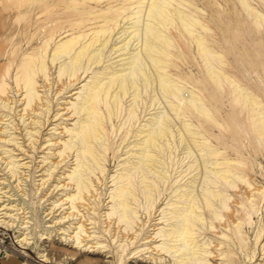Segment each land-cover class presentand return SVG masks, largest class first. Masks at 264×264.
Returning <instances> with one entry per match:
<instances>
[{
	"label": "bare ground",
	"instance_id": "1",
	"mask_svg": "<svg viewBox=\"0 0 264 264\" xmlns=\"http://www.w3.org/2000/svg\"><path fill=\"white\" fill-rule=\"evenodd\" d=\"M1 2H3V10L7 12V15L15 12L17 21L25 20L21 28L33 30V33L18 39L17 44L20 47L11 46L14 42H9L8 45L11 47L0 53V59L3 57V60H8L0 70V98L2 100L10 98L11 85L8 78H12L15 91H23L25 96L21 103L24 107L20 110L23 123L26 119L33 118L32 114L38 109V106L42 108L46 105L47 107L41 112L38 119H34L29 125L39 124L36 133L40 134L41 126L43 127L48 121L49 116L47 117V115L50 114L53 106L50 105L51 100L47 99V103H45L43 95L38 93L41 86L39 79L43 77L46 86L56 83L59 94L63 93L62 91L70 93L71 97L77 94L76 101L72 103L71 111L68 113L73 112V115L79 116L73 127L68 128L67 124L65 125L64 131L70 134V140H65L64 144H60L58 152L54 153L60 159L53 164L56 163V167L61 165L60 163L67 160L70 154L76 152V164L68 174L70 183H64L63 186L76 187L73 191L66 192L65 200L66 203H70L68 208L73 209L70 213L72 215L79 214L80 217H85L84 214H80V207L91 208L89 199L96 196L92 192L94 183L89 174H96L95 170L99 169V172L105 177V164L102 163L111 160L108 154H113V160L121 156V154H117L118 149L116 150L113 143L105 145V141L111 138L110 127L114 130L115 125H118L116 130L119 131L121 140L119 146L126 142L123 148H130L124 152L128 156L126 155V158L120 160L121 171L115 178L117 183L115 192L111 195L113 204L107 214L109 221H107L106 228L111 227L117 221V227L114 229H119L121 232L125 225L123 231L127 235L133 229L135 223L133 215L137 213L132 205L138 203L141 194L136 184V177L142 178L144 182L143 196L149 200L151 207L156 204L162 191L158 186L159 179L164 178L166 174V171H163L161 167L162 158L166 147L167 150L170 149L169 143L164 144V138L174 136L172 117H191L195 114L193 112H196L202 118H212L200 90H190L193 96L183 100V89L178 85V82L185 78L177 76L176 79L173 76L177 75L174 71L178 67L177 59L180 58L178 49L183 45L189 48L191 44H194L197 54L204 61V66L208 70V77L212 79L217 91H222L224 88V80L227 77L221 66L214 65L216 62L222 64L223 59L209 44L212 28L206 17L201 14L205 7H200L199 0H0V5ZM236 2L242 6L247 15L256 20L258 26L264 24V15L259 13L250 0H236ZM8 18L9 16H5V19L3 17L5 21ZM35 35L36 38H34ZM136 41L137 43H135ZM132 46H134L133 49ZM114 54L117 55L113 56ZM115 58L118 59L112 61ZM57 65L58 79L55 78V82H51L50 71ZM85 80L80 91L74 92L79 88L77 85ZM48 81L49 83H47ZM233 82V80H228L227 85L229 86ZM147 86H150L154 92L153 101L155 106L158 105V108L161 104L160 99L170 98L169 108L174 115L170 116L168 113L160 115L162 112H157L155 118L149 121L150 127L146 123L142 124L141 129L134 128L135 123L140 119L136 108L139 106L140 99L142 101V88L145 87L146 91ZM72 91L73 93H71ZM232 91L235 92L233 102L237 105L241 104L240 107L247 110L252 133L258 136L260 143L264 144V116L255 118L262 111L261 108L254 107L260 102L237 86H234ZM127 96L133 97L134 105L128 109L125 118L121 115ZM59 98L57 99L59 100ZM5 104L3 106H6ZM66 108L69 109V107ZM8 109L14 110L9 105ZM7 115L1 114L0 119L3 120ZM215 122L220 125L217 120ZM126 123L128 124L125 128ZM184 126L183 129L187 132L184 139L189 138L196 143L194 135L201 134V131L191 129L188 123ZM30 128L31 130L24 134L30 135L27 140H30L34 135L32 130L36 129V127ZM224 128L233 129L231 125L224 126ZM14 129L16 130L17 127ZM74 138L75 140H73ZM132 138L135 139L131 140ZM203 140L202 145L204 146L201 150L207 146L210 149L203 156V167L209 171L207 164L210 163L213 166L212 170L217 180H215L216 186L201 188V193H199L200 191L197 190L199 191L197 192L193 186L196 183L195 177L185 185H178L174 188L172 197L178 199L168 204L170 216L167 219L173 220L169 224L171 228H160L156 236L182 243L175 244L173 247L156 246L160 250L169 252L167 253L169 258L163 260L162 254L164 253H160V257L151 254L148 256L151 263L196 264L198 261L201 264L210 263L209 256L213 253L204 247L207 243L198 245L199 224L205 219L204 214L206 213L203 212L209 210V213L211 212L215 217L220 216L215 207L228 208L227 196L224 193L227 189L226 183L230 182V185L234 187L236 186L235 179L242 180L244 176L241 173L243 171L241 160L228 158L225 152L223 154L219 149L211 147L206 138L203 137ZM13 141L22 151L23 144L17 142L15 137L4 140L0 138V142L4 144ZM36 141L35 139L30 141L31 148H37L36 144H33ZM130 151L132 152L129 153ZM48 157H45L42 162H46ZM9 164H11L10 169L13 170L11 172L15 174L14 160L9 161L7 165ZM16 165L15 168L20 166L17 163ZM207 171L205 172L207 173ZM49 175L52 176V173ZM229 178L231 179L228 180ZM190 188L192 189L190 190ZM179 189L181 190L178 192ZM3 203L0 202V211L9 210L8 204ZM95 204L98 209L99 203ZM2 214L4 215L0 216V226H12L10 221L6 220L7 212ZM115 214L116 218L114 219L113 215ZM88 220L89 217L84 221H78L77 226L73 225L74 230L71 233L74 234L72 236L69 234L72 237V250L68 248L50 249L49 247V251L66 253L67 256L73 257L78 251L77 249L94 247L102 251L108 247L98 241L90 246H88L89 241L85 242L87 241L86 237H91L90 231L88 232L90 228L88 229L85 224V221ZM88 224L95 225L96 221H91ZM239 225L240 223H238ZM91 228L93 227L91 226ZM21 229H27V225H23ZM106 230L111 231L108 228ZM262 232L264 229H261L257 236L260 237ZM20 233L26 235L19 238L18 241L23 245L31 244L28 231ZM196 248L198 249L195 250ZM47 249H44L41 254L43 258H47L46 253H49ZM121 251H125L124 246ZM217 255L222 256L219 259L224 258V252ZM45 260L48 261V259Z\"/></svg>",
	"mask_w": 264,
	"mask_h": 264
},
{
	"label": "rangeland",
	"instance_id": "2",
	"mask_svg": "<svg viewBox=\"0 0 264 264\" xmlns=\"http://www.w3.org/2000/svg\"><path fill=\"white\" fill-rule=\"evenodd\" d=\"M199 1L200 7H205L201 14L206 17L212 28L209 44L223 59L222 64L216 62L214 65L221 66L224 75L227 77L224 80V88L222 91H217L216 86L211 81L212 79L208 77V70L204 66V61L197 54L194 44H191L189 48L183 45L178 49L180 50V58L177 59L178 67L174 71L177 75L174 74L173 76L176 79L177 76L185 78L178 82V85L183 89V100L193 96L190 90H200L207 108L210 109L212 118H202L196 112H193L195 114L191 117H172L174 136L164 138V144L169 143L170 149L167 150V147L164 146L166 151L162 158L161 167L163 171H166V174L164 178L159 179L158 185L162 191L156 204L151 207L149 200L143 196L144 182L142 178L136 177V184L141 194L138 203L132 205L137 213L133 215L135 220L133 229L127 235L123 231L125 225L121 232L119 229H114L117 227V221L111 227H107L111 231L106 230L107 221H109L107 214L113 204L111 195L115 192L117 183L115 178L121 171L120 160L128 156L124 152L130 148H123L126 142L119 146L121 140L119 139V131L116 130L118 125H115L114 130L110 127L111 138L105 141V145L110 142L113 143L116 150L118 149L117 154H121V156L113 160V154H108L111 160L102 163L105 164V177L99 172V169L95 170L96 174H89L94 183L95 190L92 187V192L96 196L89 199V207L91 208L80 207V214H84L85 217H80L79 214L76 215L75 213L72 215L70 212L73 209L68 208L70 203H66L65 194L68 191H73L76 187L73 188L70 185L66 187L63 184L70 183L68 174L76 164V152L70 154L69 158L62 161L61 165L57 167L56 163L53 164V162L60 159L57 154H54L58 152L60 144H64L65 140H70V134L64 131L65 125L67 124L68 128L73 127L79 116L73 115V112L68 113L71 111L70 106L76 101L77 94L72 95V97L70 93H65V91L59 94L56 83H50L49 86H46L43 77L39 79L41 86L38 93L43 95L45 103H47V99L51 100L50 105L53 107L49 112L50 114L47 113L48 121L43 127L41 126L40 134H38L36 130L39 129V124L29 125L31 121L38 119L47 106L42 108L38 106V109L32 114L33 118L26 119L23 123V118L20 117L22 111L20 110L24 107L21 105L22 99L25 97L24 93L23 91L16 92L12 78H8L11 85L10 98L6 99L7 102L0 98V115L8 114L3 120L0 119V138L4 140L15 137L17 142L23 144V150L21 151L16 146L17 144H14L15 141L9 144L0 142V202L8 204L10 208L7 211H0V216L7 212L6 220L12 224L8 227L0 226V264H156L151 263L148 256L153 254L160 257V253H164L162 254L163 260H168L167 253L169 252L160 250L156 246L173 247L182 242H174L165 237L156 236V233L160 228H171L169 224L173 220L167 219L170 216L168 204L178 199L172 197L174 188L178 185H185L195 177L196 183L193 186L196 191H200H197L199 193L203 188L216 186L217 180L212 170L213 166L210 163L207 164L208 170H212L211 172L203 167V156L210 150L209 146L201 150L204 146L202 145L203 137L206 138L211 147L219 149L223 154L225 152L228 158L241 160L243 162L241 173L244 178L242 180L235 179L236 186L234 187L230 185V182L226 183L227 189L224 193L227 196L228 208L215 207L220 216L215 217L211 212L209 213V210H204L203 213L206 212L204 214L205 219L200 223L201 226L199 224L200 230L198 229L200 232L198 245L206 242L207 245L204 247L213 253L209 256V264H223V261L224 264H264V232L260 237L257 236L259 231L264 229V144L260 143L258 136L252 133L247 110L242 109L241 104L237 105L233 102L235 92L232 91L234 86H237L243 92L251 94L255 100L260 102L254 107L262 109L255 118L264 116V24L258 26L256 20L247 15L236 0ZM250 2L258 9L259 13L264 15V0H250ZM1 3L0 53L14 45L17 48L20 47L17 44L18 39L33 33V30L21 28L25 20L17 21L15 12L7 15V12L3 10V2ZM5 16H9L6 21L4 20ZM183 40L187 41L186 39ZM9 42H14V44L9 46ZM133 48L134 46H132ZM3 59V57L0 59V70L8 61ZM116 59L118 58L112 59V61ZM57 70L58 65L51 69V82H55V78L58 79ZM86 80L79 83L77 85L79 88L75 89L74 92H79ZM228 80L234 82L228 86ZM153 94L150 86H147L146 91L145 87L142 88V101L140 99L139 106L136 108L140 119L135 123L134 128L141 129L142 124L146 123L150 127L149 121L155 118L157 112H162L160 115L164 113H168L170 116L174 115L169 108L170 98L160 99L161 104L158 108V105H154ZM126 98L121 115L125 118L128 109L134 105L132 96ZM11 99L12 102H10ZM7 104L14 110L16 108V111L13 109L10 111ZM57 113L58 115H56ZM184 123L190 124L191 129L201 131V134L194 135L197 140L196 143L189 138L184 139L187 134L186 130L183 129ZM127 124L124 125L125 128ZM230 125L233 129L224 128V126L229 127ZM15 127H17L16 130ZM30 127H36V129L32 130L34 135L30 140H27L30 135L24 134L31 130ZM32 139L37 140V143H33L36 144L34 146L37 148H31L30 141ZM54 143L56 145H53ZM46 147L47 149H45ZM10 155L11 157H8ZM47 156L49 157L46 162H42ZM13 160L15 167L17 166L16 163L20 165L18 166L19 169L14 167L15 174L11 172L13 171L10 169L11 164L7 165L9 161ZM51 173L52 176L49 175ZM44 181L46 182L42 184ZM187 188L189 187L187 186ZM97 202L99 203L98 209L95 204ZM163 216L166 217L162 218ZM88 217L89 220L85 221V224H87L88 229L90 228L88 232L90 231L91 237H86L85 240L87 241L85 242L89 241L88 246H90L98 241L102 245H108V247L102 251L94 247L77 249L78 251L76 250L77 252L73 257L67 256L66 253L49 251V247L50 249L68 248L72 250V237L69 234L71 236L74 234L71 232L75 225H78V221H84ZM113 218H116V214L113 215ZM94 220L96 221L95 225L88 224ZM238 223H240L239 226ZM23 225H27V229H21ZM22 231H28L31 244L23 245L18 241L19 238L26 235H21L20 232ZM123 246L124 252L121 251ZM44 249L49 251L46 253L47 258L44 257L48 261L41 256ZM221 252H224V258L219 259L222 256H216V254ZM196 264H201V262L198 261Z\"/></svg>",
	"mask_w": 264,
	"mask_h": 264
}]
</instances>
